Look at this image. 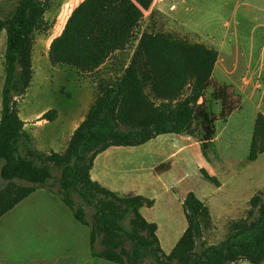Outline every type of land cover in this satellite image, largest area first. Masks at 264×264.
<instances>
[{
	"label": "trees",
	"instance_id": "16d2710c",
	"mask_svg": "<svg viewBox=\"0 0 264 264\" xmlns=\"http://www.w3.org/2000/svg\"><path fill=\"white\" fill-rule=\"evenodd\" d=\"M49 1L21 0L11 16L0 18V33L7 32L0 121L2 180L7 182V189L15 190L21 187L15 181L37 184L2 207L0 218L44 188L59 196L75 218L90 228L94 258L117 264H140L147 258L155 264H232L239 260L263 264L264 201L260 193L251 199L248 216L231 223L225 240L200 250L196 248L197 241L204 238L205 229H212L213 223L209 207L189 193L184 202L188 229L167 255L160 245L157 225L141 214V208L153 207L155 200L132 193L119 196L90 175L95 158L108 148L136 147L164 134L200 136L206 156L215 129L209 114H205L202 129L197 127L196 115L202 111L199 102L219 59L216 48L170 33H143L120 78L108 88L98 86V97L89 109L87 121L75 130L65 154L46 155L30 146L32 139L25 133L17 100L32 84L35 34L47 30L44 17ZM154 2L83 0L52 41L51 64L70 67L84 75L97 72L116 54L127 50ZM56 117L53 109L42 119L54 121ZM259 137L264 148L263 133ZM256 145L255 140L253 151ZM55 169L60 171V177H55ZM201 173L207 181L220 186L205 169ZM7 192L3 191L0 199ZM79 202L95 209L90 218Z\"/></svg>",
	"mask_w": 264,
	"mask_h": 264
},
{
	"label": "rangeland",
	"instance_id": "374dc122",
	"mask_svg": "<svg viewBox=\"0 0 264 264\" xmlns=\"http://www.w3.org/2000/svg\"><path fill=\"white\" fill-rule=\"evenodd\" d=\"M20 1L0 0V18L7 19L11 16ZM82 1H49L44 17L47 30H40L35 34L34 84L27 90L26 99L23 100L25 94L18 98V110L22 106L32 113L45 109L48 112L54 107L67 111L79 103V96L83 98L84 103L89 102L91 107L98 97V86L108 88L123 74L125 66L130 63L134 50L139 45L141 35L145 32L170 33L192 43L214 47L219 51V59L204 97L199 102L202 111L197 112L196 126L202 129L205 114L211 115V123L215 129L211 149L213 141L224 135L221 140L223 144L219 143L218 146L224 162L231 167V174L239 177L237 181H240L242 187L238 197L243 200L255 186H260L263 191L259 193L264 201V148L260 145L259 137L262 133L264 136V0H155L151 10L145 12L127 50L114 56L102 70L85 76L82 84L70 78L68 74L58 77L53 75L50 80L42 73L47 65V45L52 38L62 33L72 11ZM6 48L7 32L4 30L0 33V121L3 111L2 88L5 81ZM19 116L21 117L20 114ZM225 125L226 128L222 129ZM70 128V124L59 122L40 129L29 126L25 133L33 138L30 145L33 149L46 155H63L72 135ZM175 136L165 137L177 139L173 138ZM197 137L200 139V136ZM255 140L257 145L253 151ZM131 153V156H142V151ZM126 155L128 154L125 153ZM209 156L207 167L211 170V152ZM195 162V155H185L182 165L179 166V173L184 174L185 180L180 185L176 197L179 199L191 190L206 197L211 206V182L202 178ZM2 167L3 161L0 159V195L8 190L7 195L0 199V209L10 204L24 190L37 187V184L30 181H15L21 187L17 190L7 189V182L2 180ZM53 173L55 177H60L59 170L55 169ZM154 196L158 201L156 209L152 212L161 223L169 221L172 217L179 219L180 203L176 201V197L171 209L167 206L169 197L161 193ZM79 203L86 209L90 218L95 209ZM248 213L249 211L236 220L245 219ZM219 216L220 213H215L212 229H205L204 238L197 241L198 250L218 244L229 235L231 223L235 220H226ZM183 221L186 223L185 215ZM163 228L169 230V227ZM140 264L155 262L147 258ZM232 264L250 263L239 260Z\"/></svg>",
	"mask_w": 264,
	"mask_h": 264
},
{
	"label": "crops",
	"instance_id": "0c3cea01",
	"mask_svg": "<svg viewBox=\"0 0 264 264\" xmlns=\"http://www.w3.org/2000/svg\"><path fill=\"white\" fill-rule=\"evenodd\" d=\"M56 37L52 38L47 45L45 56L47 65L45 66L46 70L42 71L50 80L53 75L58 77L68 74L70 78L76 79L79 84H82L85 76L94 75L102 70L104 66L95 73L84 75L70 67L53 66L49 59V50ZM34 76L33 65L31 86L34 84ZM27 96L28 92L25 93L23 100ZM89 105V102L84 103L83 98L79 96V103L74 104L67 111L60 107H54L52 110L57 111L54 121L42 119L47 109L32 113L21 106L18 111L21 119L25 122L24 130L29 126L40 129L43 126L65 122L70 124L73 135L75 130L87 121ZM225 128L226 125L222 129ZM216 131L219 130L216 129ZM166 135H176L173 138L177 139H166ZM223 137L224 135L213 141L212 149L210 147L206 156L199 138L187 134L160 135L136 147L113 146L95 158L90 175L93 181L119 196L132 193L146 198L149 196L151 197L149 199L155 200L153 207L141 208V214L147 221L157 225L160 245L163 251L169 255L176 248L189 226L184 207L185 199L189 193H194L209 207L214 225L215 213H220L219 218L226 220H236L239 216H244L251 209L250 201L253 196L263 191L260 186H255L243 200L238 197V194L241 195L242 187L240 181H237L239 177L231 174V167L224 162L219 150L218 144L221 143ZM139 151H142V156L130 155L131 152ZM210 152L211 170L207 167ZM125 153L128 155L125 156ZM185 155L196 156V168L202 178L204 177L201 169H205L209 175L219 181L220 186L211 182V206L206 197L191 190L179 199L176 197L180 185L185 180L184 174L179 173V166L182 165ZM189 162L191 161L189 160ZM235 181L237 183H234ZM231 183L232 188L230 187ZM159 193L170 198L167 206L171 209L174 197H176V201L180 203L179 219L172 217L169 221L161 223L153 214L152 211L156 209L158 201L154 195ZM184 215L186 223L183 221ZM164 226L169 227V230H164ZM0 264L117 263L92 257L90 228L75 218L73 212L59 196L42 188L23 199L0 218Z\"/></svg>",
	"mask_w": 264,
	"mask_h": 264
}]
</instances>
